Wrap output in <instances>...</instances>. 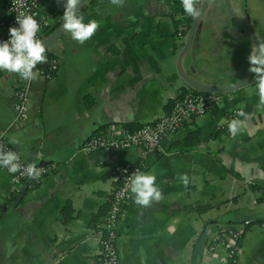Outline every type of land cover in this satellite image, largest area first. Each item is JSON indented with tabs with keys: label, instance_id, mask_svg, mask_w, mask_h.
Here are the masks:
<instances>
[{
	"label": "crops",
	"instance_id": "0c3cea01",
	"mask_svg": "<svg viewBox=\"0 0 264 264\" xmlns=\"http://www.w3.org/2000/svg\"><path fill=\"white\" fill-rule=\"evenodd\" d=\"M229 1L264 41V0ZM65 3L45 0L42 16L59 21ZM182 7L181 0H125L123 7L87 2L79 15L85 23L96 20L99 29L84 44L65 31L48 49L57 71L30 81L23 120L13 121L20 76L0 70V134L8 143L19 141L9 144L23 160L49 169L38 184L13 186L0 168V264H102L91 215L117 182L116 164L140 160L141 147L86 151L82 145L109 125L135 128L156 119L190 88L177 72L187 35ZM8 16V0H0V22ZM254 44L223 0H208L179 66L203 83L233 85ZM233 109L244 113L236 136L226 117ZM196 129L198 144L184 145ZM142 167L156 176L163 199L145 207L133 193L127 196L121 264H264V104L254 73L224 92L221 104L163 138ZM183 174L187 186L178 179ZM228 228L240 236L233 258L227 245L213 244L215 232Z\"/></svg>",
	"mask_w": 264,
	"mask_h": 264
},
{
	"label": "built area",
	"instance_id": "2783aa9c",
	"mask_svg": "<svg viewBox=\"0 0 264 264\" xmlns=\"http://www.w3.org/2000/svg\"><path fill=\"white\" fill-rule=\"evenodd\" d=\"M45 0H8L9 16L0 22V42L10 39L9 29L11 27H19L17 17L23 18L25 15H32L40 24V31L43 28L54 27L58 22V18L49 19L42 16L41 7ZM40 31L38 38L41 40ZM58 63L56 59H51L44 65H37L34 71H38L39 75L49 79L57 71ZM30 81H25L19 77L14 92V117L13 121H19L26 118V99ZM224 92H208L202 93L194 89H187L173 100L171 108L163 115L156 119L144 123L135 128H129L125 125H109L102 132L92 134L82 145V149L86 151L107 150L110 148L125 149L130 146L141 147V158L136 162H123L115 166V174L117 182L111 190L107 199L110 198V205L107 209L105 219L91 227L92 235L97 239L100 245V262L102 264H121L118 250V236L120 228V218L123 206L127 196L130 194V176L139 171L142 173L143 158L150 153L159 149L160 142L163 138L172 136L191 123L195 118L204 115L212 106L221 104ZM239 109H233L226 113L227 123L233 119L239 120ZM0 145L5 150L16 151L20 157L19 163L23 167L28 164H35L33 161L23 160L19 152L14 149L0 134ZM36 165V164H35ZM37 166V165H36ZM23 167L21 171L23 170ZM9 173V171L4 168ZM41 169L39 179H30L27 175H22L20 171L15 174L9 173L10 182L13 186L22 182H29L34 185L40 183L46 176L49 169L47 167L37 166ZM260 194L264 197V188L260 190ZM239 237V231L234 228H228L225 231H216L213 237V244L227 245L228 255L233 258L236 254ZM213 246V245H212ZM231 264H235L232 262Z\"/></svg>",
	"mask_w": 264,
	"mask_h": 264
},
{
	"label": "clouds",
	"instance_id": "9594fccd",
	"mask_svg": "<svg viewBox=\"0 0 264 264\" xmlns=\"http://www.w3.org/2000/svg\"><path fill=\"white\" fill-rule=\"evenodd\" d=\"M83 2L84 0H66L63 13L64 31L71 33L72 39L80 44L90 40L100 27L96 20L85 23L83 17L78 14ZM110 2L123 7L125 0H110ZM181 3L187 15L193 18L199 17L198 5L201 0H181ZM17 22L19 27L9 29L10 39L0 42V70L16 73L25 81H33L39 76V72L34 71L37 65L47 63L46 45L38 38L41 26L32 15L17 17ZM248 61L249 71L255 74L259 102L264 104V41L252 46ZM239 115H244V113H239ZM240 124L241 122L236 119L228 124L231 135L239 134ZM9 143L17 145L19 141L12 138ZM19 160L20 157L16 151H6L5 147L0 145V167L6 168L12 174L20 171L22 175H27L30 179H39L41 169L35 164L23 167ZM178 179L182 180L185 186L189 183L187 174L179 176ZM130 191L135 195V203L145 207L163 199L161 189L156 186V176L139 171L130 176Z\"/></svg>",
	"mask_w": 264,
	"mask_h": 264
},
{
	"label": "water",
	"instance_id": "95a60500",
	"mask_svg": "<svg viewBox=\"0 0 264 264\" xmlns=\"http://www.w3.org/2000/svg\"><path fill=\"white\" fill-rule=\"evenodd\" d=\"M89 1L90 0H84L82 6L79 8V12L83 9V7ZM223 3H224L225 9H226L228 15L230 16L232 21L236 24V26L242 32H244L246 35H248L250 37V39H252L255 42L256 45H258V43L261 41L260 38L240 20V18L236 15L234 10L232 9L230 1L229 0H223ZM207 4H208V0H202L201 4L199 6V8H200L199 17L193 18L192 22L189 25V28L187 30L186 39H185L184 44H183V46H182V48H181V50L177 56V72L180 75V77L184 80V82L190 86V88H192L198 92L208 93V92L232 91V90L240 88L242 85H244L246 83V81H247V79L251 73L249 71L250 64H248V66L246 67L241 79L236 84H233V85H213V84L203 83V82L199 81L198 79H196V78L188 75L187 73H185L179 66L181 58L186 53V51L189 49V47L192 43L197 23H198L200 17L202 16V14L205 12ZM64 11L62 12V15H61L59 21L53 27L51 32L47 36H45L43 39H41V41H43L45 43L46 49H49L51 46H53L57 42V40H59V38L65 32L63 29V13H64ZM79 12H78V14H79Z\"/></svg>",
	"mask_w": 264,
	"mask_h": 264
},
{
	"label": "trees",
	"instance_id": "16d2710c",
	"mask_svg": "<svg viewBox=\"0 0 264 264\" xmlns=\"http://www.w3.org/2000/svg\"><path fill=\"white\" fill-rule=\"evenodd\" d=\"M90 1H93V0H90ZM198 7H199V5H198ZM192 19H193V17L187 15L186 12L184 11V8L182 7L181 10H180V20L184 21L183 27H184L185 30H188L189 25L192 22ZM52 29H53V27L43 28L40 31L41 38L47 36L51 32ZM46 55H47V62H49L51 59L54 58L48 49H46ZM44 64L45 63L38 64V65L41 66V65H44ZM182 92H183V90H182ZM199 140H200V133H199V130L196 129V130H193V131L189 132L183 138L182 143L184 145H186V146H193V145L198 144ZM12 196L14 197L15 195L12 194ZM109 205H110V198L105 200L104 202H102L99 205L98 209L91 215L90 224H91L92 227H95L97 223L102 222L105 219V215H106V212H107V209H108ZM67 206H68V204L66 203L64 205L63 209H65ZM239 238H240V236L236 240L237 243L239 242Z\"/></svg>",
	"mask_w": 264,
	"mask_h": 264
}]
</instances>
